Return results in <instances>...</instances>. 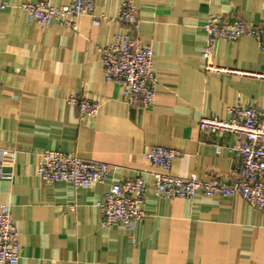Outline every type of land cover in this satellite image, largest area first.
<instances>
[{"label": "crops", "instance_id": "0c3cea01", "mask_svg": "<svg viewBox=\"0 0 264 264\" xmlns=\"http://www.w3.org/2000/svg\"><path fill=\"white\" fill-rule=\"evenodd\" d=\"M0 0V150L16 151L1 167L0 206L18 232L17 264H264V213L239 195L172 200L157 198L144 155L152 146L178 152L170 174L228 182L236 164L231 133L199 129L203 117L228 119L238 103L264 111V53L248 36L214 44L213 64L230 72H205L202 23L209 16L264 27V0H90L73 28L40 26L21 5ZM53 6L70 0H46ZM131 1L138 25H119L121 3ZM118 34L150 46L157 85L148 108L128 104L105 81L100 49ZM79 91L99 104L80 119L68 96ZM221 147L219 154L215 152ZM75 154L110 165L104 183L75 189L36 176L38 153ZM142 174L143 216L128 230L104 228L96 204L112 184Z\"/></svg>", "mask_w": 264, "mask_h": 264}, {"label": "built area", "instance_id": "2783aa9c", "mask_svg": "<svg viewBox=\"0 0 264 264\" xmlns=\"http://www.w3.org/2000/svg\"><path fill=\"white\" fill-rule=\"evenodd\" d=\"M4 8L3 5L0 6ZM27 19L40 26L53 21L67 28H73L74 19L86 15L92 18L93 25L106 20L94 14V4L90 0H70L67 4L53 6L46 0L21 5ZM119 25L135 29L138 19L131 1L121 3L117 17ZM205 42L201 58L205 62V72H230L215 66L214 44L217 41L235 42L241 36L254 39L264 53V27L248 26L240 19H226L209 16L202 23ZM103 76L106 82L118 86L124 100L130 105L148 108L155 99L157 81L152 68L153 51L136 39L118 34L105 48L100 49ZM76 108L79 118H93L99 104L73 91L67 99ZM228 119L203 117L199 129L210 134L227 132L237 137V144L229 149L234 152L236 164L231 171V179L222 182L218 179L200 181L194 176L175 177L170 174L171 163L178 152L159 146H152L144 158L157 171L149 172L152 178L153 193L157 198L172 200L188 199L200 194L205 197H228L239 195L249 206L264 213V111L252 105L237 104L228 110ZM221 147L215 152L219 154ZM16 151L0 150V178H9L1 167L12 164ZM36 176L45 182H67L75 189L91 188L104 183L111 166L98 161L86 160L75 154L48 150L38 153ZM147 185L143 175L112 184L104 200L96 204L104 228L115 224L132 229L134 223L143 216ZM20 259L18 232L7 206H0V264H17Z\"/></svg>", "mask_w": 264, "mask_h": 264}]
</instances>
